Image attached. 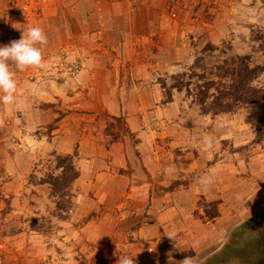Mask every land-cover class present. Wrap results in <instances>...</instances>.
<instances>
[{
  "label": "crops",
  "instance_id": "crops-1",
  "mask_svg": "<svg viewBox=\"0 0 264 264\" xmlns=\"http://www.w3.org/2000/svg\"><path fill=\"white\" fill-rule=\"evenodd\" d=\"M227 1L39 0L35 11V0H0V46L40 26L43 58L67 49L85 66L62 79L17 73L15 103H0V264H169V253L215 264L243 243L233 234L264 198L259 179L242 160L239 177L213 163L222 142H189L212 117L193 118L185 93L168 101L162 85L214 45L199 36L222 32ZM57 156H74L80 173L65 219L45 181ZM48 215L56 227L45 231Z\"/></svg>",
  "mask_w": 264,
  "mask_h": 264
},
{
  "label": "rangeland",
  "instance_id": "rangeland-1",
  "mask_svg": "<svg viewBox=\"0 0 264 264\" xmlns=\"http://www.w3.org/2000/svg\"><path fill=\"white\" fill-rule=\"evenodd\" d=\"M223 5L231 10L229 11V16L225 15L220 19V28L222 32L217 30L216 33H212V35H209L208 33L203 34L199 36V39L206 36L216 43L212 42L214 46L218 48L215 52H213V56H215V58L218 56H227L229 58L239 57L241 59L250 58L253 66L264 65V51L261 49L262 43L256 40V36H259L262 33L264 35V0H228ZM11 7L15 8L13 2ZM19 7H21L20 15L23 17H27L29 15V11H32L31 5L29 4L26 6L24 3H19ZM207 46L208 44H206L204 49L200 51L197 58L204 53ZM80 58L82 57L78 54L76 55L74 51L69 52L67 49L60 50V52L56 54H50L43 58V68L31 67L17 73H23L27 76L34 75V77H38V74L42 73L47 74V76L51 79L74 77L75 74H73V71L76 72V74H79V72L85 68L81 60H79ZM209 60L211 61V59ZM70 68L72 70H70ZM189 69L182 71L181 73L190 72ZM174 84L175 81L171 78L168 82L167 88L169 92ZM193 85L192 88H195ZM256 85L264 87V74L259 81L256 82ZM182 92L185 93V97L182 99L187 101L189 103L188 105L194 107V109L188 111L191 113L190 116L195 119L197 118L196 114L198 116H205L201 108L195 104L194 99L188 97L187 90H183ZM195 107L197 109H195ZM195 110L198 111L196 114H193ZM209 116L213 119H205L204 117L201 119V121L204 122L203 126L205 127V130L200 128L197 129L195 133L192 131L191 136L189 137L191 140L189 142H222L223 144L220 146V152H218L215 156L213 163L218 162L220 164H229V166L232 164V167H227L226 165L220 169H225L230 174H236L239 177V169L237 172H235L234 169L235 166L238 165L239 160H242L244 164L241 168L249 174V178H255L256 176V178L259 179V184L261 186L259 194H263L264 197V103L249 105L233 113L222 114L219 116ZM123 127H125V125H123ZM123 127H121V129ZM205 131L209 132L208 135H206V138L202 136V133ZM71 157L73 158V161H70L69 158ZM74 158V156H57L54 158V162L57 163V166L50 167L49 170H51L55 175L52 172L51 174L48 173L45 177V181L48 183H55V188H57V182H64V176L66 173L65 168L68 170L72 164L76 167ZM257 162H260L258 163L260 164L259 166L255 165ZM242 169L240 173H242ZM259 171H262V173L258 174ZM259 175L263 176L259 177ZM4 181V178L0 179V184ZM68 191L69 190L67 189L65 198L63 195L60 197V195L57 196L54 194V196L57 197L56 201L58 202L54 215L59 217V219H65L69 216V212L67 213V210L70 207L71 200L69 199ZM262 208H264V198L257 207L252 210L249 209L252 211V217L247 219V221L253 218ZM207 210L210 216L217 215L215 206L209 207ZM5 211L7 216H9L8 214H11L9 203L6 205ZM26 214L29 215L27 211ZM51 217L52 216L48 215L43 217L44 221L42 219L41 225H43L46 229L45 231H50V229L56 227L52 225V221L48 220L49 218L51 219ZM31 218L35 217H29V220ZM245 223H242V225L238 226L237 229L242 228ZM261 233V227L251 229L246 236L242 237L243 243H241L238 247L234 246L232 250L229 249L228 253L230 251L231 253L225 257L223 256L224 259L223 257H218L221 261L215 264H255L258 259L255 251L256 239Z\"/></svg>",
  "mask_w": 264,
  "mask_h": 264
},
{
  "label": "trees",
  "instance_id": "trees-1",
  "mask_svg": "<svg viewBox=\"0 0 264 264\" xmlns=\"http://www.w3.org/2000/svg\"><path fill=\"white\" fill-rule=\"evenodd\" d=\"M256 40L262 43L261 49L264 51L263 33L256 36ZM217 49L216 46L209 44L204 53L196 58L189 69L190 72L174 75L172 79L175 84L170 92L167 90V83L163 82L162 85L167 91L166 99L172 101L174 89L179 92L187 90L188 97L194 99L203 114L212 116L233 113L249 105L264 103V87L256 85L264 74V65L253 66L250 58H229L227 56L215 58L213 52ZM192 85L195 88H192ZM69 159L73 161L72 157ZM65 171V183L57 182V188H55V183H50L54 194L60 197L63 195L64 198L67 189L80 175L73 164L68 170L65 168ZM204 207L209 208L206 205ZM257 227H261L262 233L256 239L255 251L258 259L255 264H264V208L260 209L242 228L237 229L233 234V239L240 241L246 233ZM236 244L228 246L227 249L232 250Z\"/></svg>",
  "mask_w": 264,
  "mask_h": 264
},
{
  "label": "clouds",
  "instance_id": "clouds-1",
  "mask_svg": "<svg viewBox=\"0 0 264 264\" xmlns=\"http://www.w3.org/2000/svg\"><path fill=\"white\" fill-rule=\"evenodd\" d=\"M48 43V38L40 26H31L22 31L19 40H13L9 45L0 46V103L11 105L15 103L18 82L17 71H24L27 68H43V49ZM198 183L208 185L211 183V176L205 175ZM169 264H175L171 253ZM117 264H136L134 257H119ZM179 264H196L193 257H185Z\"/></svg>",
  "mask_w": 264,
  "mask_h": 264
},
{
  "label": "built area",
  "instance_id": "built-area-1",
  "mask_svg": "<svg viewBox=\"0 0 264 264\" xmlns=\"http://www.w3.org/2000/svg\"><path fill=\"white\" fill-rule=\"evenodd\" d=\"M16 4H17V3H16ZM39 4H40V3H39V0H37V1H36V4H35V11L38 10L37 7L39 6ZM70 70H72V69L70 68ZM17 72H19V71H17ZM73 74H76V72L73 71Z\"/></svg>",
  "mask_w": 264,
  "mask_h": 264
}]
</instances>
